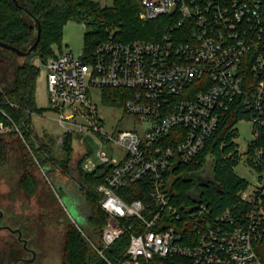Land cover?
<instances>
[{
	"label": "built area",
	"instance_id": "2783aa9c",
	"mask_svg": "<svg viewBox=\"0 0 264 264\" xmlns=\"http://www.w3.org/2000/svg\"><path fill=\"white\" fill-rule=\"evenodd\" d=\"M140 2L141 20H165L155 40L121 42L111 32L88 55L53 53L40 64L48 107L61 128L56 144L62 147L70 137L82 158L88 150L82 146L80 152L72 137L90 134L101 147L120 151L119 160L97 153L99 164L89 172L103 168L105 174L95 187L106 216L100 246L82 234L107 264H264V79L246 95L240 73L246 57L251 72L264 68L257 55L264 0ZM94 89L101 90L104 102L102 90H119L116 102L144 125L142 132L108 134L92 101ZM239 97L252 121V141L259 142L250 154L256 185L238 192L241 207L235 213L211 217L203 201L176 209L170 201L171 173L194 160ZM7 130L0 122V133ZM137 183L153 206L118 194ZM163 215L182 223L167 226ZM124 234L125 258L113 263L103 252Z\"/></svg>",
	"mask_w": 264,
	"mask_h": 264
},
{
	"label": "trees",
	"instance_id": "16d2710c",
	"mask_svg": "<svg viewBox=\"0 0 264 264\" xmlns=\"http://www.w3.org/2000/svg\"><path fill=\"white\" fill-rule=\"evenodd\" d=\"M141 10L140 0H112L109 6H101L94 0H0V42L26 51L36 40L39 27V41L32 53L44 63L53 55L51 46L60 44L62 27L68 21L85 26V55L90 54L99 43L107 39L111 32L121 42L155 40L163 30V16L141 20ZM258 53L264 59V35L257 55ZM17 59L14 52L0 47V122L8 128L5 133H0V169L4 172L2 175L14 177L17 193L26 200L36 197L37 206L45 210L49 218L62 225L61 264H107L87 241L89 239L100 246L101 232L106 223V216L97 205L95 195V187L103 181L104 170L99 168L93 173H84L80 168L81 158L75 165L77 183L81 187L86 186L89 195L88 232L84 233L74 223H68L53 190L50 191L34 175L43 167L56 168L60 175L70 174V156L74 148L70 137H67L61 148L63 158H53L51 148L56 143V138H47L46 143H43L34 135L31 129L32 116L42 114L35 104V85L40 69L30 63H20ZM249 65V57H246L240 71L246 95L250 94L255 82L264 79V68L260 72H251ZM102 91L104 100L117 103L115 98L120 94L119 90ZM242 104V97L234 100L194 160L175 168L171 173L173 180L170 201L176 209L183 210L181 207L193 203L190 191L194 184L184 181V177L191 173L201 174L206 165L210 166L209 173L213 174L219 186L217 189L213 186L200 188L198 201L205 203L209 215L214 217L226 210L235 213L241 207L237 194L246 188V182L233 174V168L240 159L235 143V125L242 119H248ZM6 136L10 139H6ZM258 143H249V154ZM125 192L129 196L123 195ZM118 194L124 200L141 199L149 207L153 206L148 191L141 188V183L130 185ZM13 196L15 195L10 194L9 199H14ZM50 207L51 210L48 209ZM17 211L14 203L9 204V215L14 220ZM162 219L169 222L167 226L177 227L182 223L168 219L167 215H163ZM38 229L40 234L44 233L42 228ZM127 239V234H124L116 240L103 252L105 258L113 263L124 259ZM5 246V253L3 256L0 253V257L4 264H10L15 260L17 250L10 242Z\"/></svg>",
	"mask_w": 264,
	"mask_h": 264
},
{
	"label": "rangeland",
	"instance_id": "374dc122",
	"mask_svg": "<svg viewBox=\"0 0 264 264\" xmlns=\"http://www.w3.org/2000/svg\"><path fill=\"white\" fill-rule=\"evenodd\" d=\"M99 2L101 6H109L112 0H94ZM142 11V10H141ZM163 28L165 21H162ZM86 29L83 24L73 21L66 22L61 31L60 44L58 46H51L53 53H71L73 58H78L83 52V39ZM20 63H30L40 69L39 76L35 85V104L36 107L42 111L41 115H33L31 119V129L43 143H46L47 138H56L61 134V128L54 121V115L48 107V97L45 87L44 71L40 68V59L35 53H31L26 57H18ZM92 101L97 107L99 116L104 122V129L112 136H115L119 131L132 130L141 133L144 125L140 124L133 116L126 114L119 103L104 102L101 98V90L94 89L92 92ZM237 129V137L235 143L238 146L240 159L233 168V174L246 182V190H251L257 182V174L250 162L251 155L248 153V145L253 139L252 121L249 119H242L235 125ZM6 132V131H5ZM3 132V133H5ZM75 146L81 145L80 152L84 147L88 153L84 157H80L77 149H73L70 160L72 165L81 158L80 167L84 173L91 172L98 164L99 159L97 153H102L108 158L119 160L120 151L116 148H110L107 145L103 147L95 141L90 134H78L72 137ZM6 139H10L6 136ZM83 146V147H82ZM62 147L56 143L52 145L53 158H63ZM74 167V166H73ZM56 169V168H55ZM54 168H39V171L34 175L40 179L41 183L53 190L59 206L63 209L67 216L68 223H76L84 233L88 232L87 218L89 216V195L86 186H79L76 184V175L58 174ZM209 175V168L206 170ZM3 169H0V210L7 217L9 216V204L14 203V208L19 209L18 200L11 201L9 195H16L17 188L14 185L15 178L2 175ZM4 173V172H3ZM75 176V177H74ZM73 177L75 178L74 180ZM71 192V193H69ZM7 200H6V198ZM87 197V198H86ZM36 197L27 200L28 203L24 206V211L29 217H38V226L45 230L39 237L30 235L28 238V248L36 251L35 259L31 262L23 264H61V238L62 225L57 221L49 218L45 210L39 208L36 204ZM70 201V202H69ZM35 204V205H34ZM51 210V207L48 208ZM20 209L16 212L17 216L20 214ZM36 217V218H37ZM32 219V218H30ZM3 225V223H0ZM10 242L18 251V257L25 259L29 258L30 253L21 250V243L18 242L16 236L10 235L9 232L0 230V253L2 256L5 253L6 244ZM17 244H14V243ZM5 244V245H4ZM16 256V257H17ZM0 264H4L0 257ZM10 264H14L13 261ZM21 264V263H17Z\"/></svg>",
	"mask_w": 264,
	"mask_h": 264
},
{
	"label": "flooded vegetation",
	"instance_id": "af4514ba",
	"mask_svg": "<svg viewBox=\"0 0 264 264\" xmlns=\"http://www.w3.org/2000/svg\"><path fill=\"white\" fill-rule=\"evenodd\" d=\"M74 177L72 180L75 179ZM76 184L79 185V182L77 183V181H76ZM208 186H212V185H208ZM69 193H71V192H69ZM13 198L14 199H11V201H15V199L19 201L20 206H18V208L20 209L21 212H20L19 216H17L14 220L10 217V215L6 217L3 214V212H1V210H0V223H3V225H0V230L7 231L10 233V235H13V236L15 235L18 242H20L22 244L21 250L27 251L30 253L29 258L22 259V258L17 256L15 258V260L13 261L14 264H17V263L23 264V263H26L27 261L31 262L36 257V255H35L36 251L28 248L29 236L33 235V236L39 237L43 233L40 234V231L38 229L39 228L38 217L37 216H36L37 218L36 217H34V218L29 217L24 211V209H25L24 206L26 205V203H28L27 200L25 198H23L20 193H16V195L13 196ZM6 200H7V198H6ZM8 204H11V203H8ZM19 209H17V210H19ZM30 218H32V219H30ZM16 230H17V232H12V231H16ZM42 230H43V232H45L44 229H42ZM18 234H20V240L18 239ZM23 241H25V247L23 246ZM17 253H18V251H17Z\"/></svg>",
	"mask_w": 264,
	"mask_h": 264
},
{
	"label": "water",
	"instance_id": "95a60500",
	"mask_svg": "<svg viewBox=\"0 0 264 264\" xmlns=\"http://www.w3.org/2000/svg\"><path fill=\"white\" fill-rule=\"evenodd\" d=\"M39 34H40V29L38 27L36 40L26 51H21L18 48L4 44L2 42H0V47L14 52L18 57H26L30 55L34 50V48L36 47L39 41ZM69 173L70 175H77V170L75 168H72L70 169ZM184 181H190L194 184V188L190 191V198L193 202L198 201V197L201 195L200 188L207 187L208 185H212L216 189L219 187L216 184L212 173H209V175L206 176H202L200 173H191L184 177ZM12 232H17V230ZM18 239L20 240V234H18ZM23 246L25 247V241H23Z\"/></svg>",
	"mask_w": 264,
	"mask_h": 264
}]
</instances>
